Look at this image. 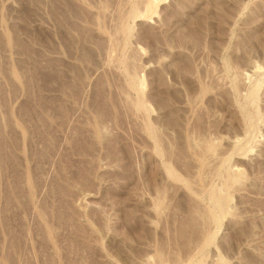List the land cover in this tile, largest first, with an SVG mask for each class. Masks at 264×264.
Listing matches in <instances>:
<instances>
[{
    "label": "rangeland",
    "instance_id": "1",
    "mask_svg": "<svg viewBox=\"0 0 264 264\" xmlns=\"http://www.w3.org/2000/svg\"><path fill=\"white\" fill-rule=\"evenodd\" d=\"M0 264H264V0H0Z\"/></svg>",
    "mask_w": 264,
    "mask_h": 264
}]
</instances>
